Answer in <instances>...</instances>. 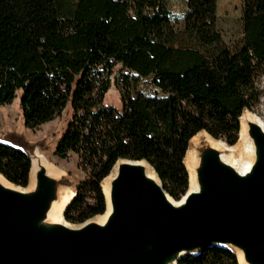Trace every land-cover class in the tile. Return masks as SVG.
<instances>
[{
  "label": "trees",
  "instance_id": "obj_1",
  "mask_svg": "<svg viewBox=\"0 0 264 264\" xmlns=\"http://www.w3.org/2000/svg\"><path fill=\"white\" fill-rule=\"evenodd\" d=\"M165 1L0 0V109L19 99L29 130L70 112L54 155L75 154L87 180L74 191L66 222L82 225L105 213L101 186L119 160L145 161L179 201L188 190L189 141L206 132L232 147L240 117L259 103L264 0H241V44L224 76L207 85L197 76L205 62L201 51L152 39L153 30L171 31ZM216 1L186 0L183 30L202 49L221 41ZM139 78L149 80L155 95L132 92L130 82ZM117 79L115 107L105 98ZM30 168L20 150L0 143L4 179L25 188ZM178 264L238 263L229 250L212 248Z\"/></svg>",
  "mask_w": 264,
  "mask_h": 264
},
{
  "label": "water",
  "instance_id": "obj_2",
  "mask_svg": "<svg viewBox=\"0 0 264 264\" xmlns=\"http://www.w3.org/2000/svg\"><path fill=\"white\" fill-rule=\"evenodd\" d=\"M246 126L253 162L243 176L222 162L218 150L189 141L197 190L187 188L180 201L169 197L152 169L159 183L148 178L139 165L145 161L119 160L103 224L94 218L78 227L47 221L60 189H67L42 165L28 191L0 175L11 186L0 184V264H178L212 248L234 256L236 250L245 264H264V131ZM4 143L28 159L36 151Z\"/></svg>",
  "mask_w": 264,
  "mask_h": 264
},
{
  "label": "rangeland",
  "instance_id": "obj_3",
  "mask_svg": "<svg viewBox=\"0 0 264 264\" xmlns=\"http://www.w3.org/2000/svg\"><path fill=\"white\" fill-rule=\"evenodd\" d=\"M216 5L217 29L221 36V41L213 48L202 49L194 36L184 32L183 18L187 11L186 0H166L165 7L169 12L171 31L165 34L160 30H153L151 35L152 39H155L167 48H190L201 51L205 56V62L197 70V76L204 85L209 84V80L215 78V76H224L229 67L228 63L230 57L239 48L243 37L241 0H217ZM124 73L126 74L127 72ZM131 77L135 76L131 75ZM111 84V89L105 98L106 103L118 107L120 99L116 86H121L120 79H117L116 85L113 81H111ZM130 84L132 92L141 93L148 97L155 95V90L147 79L139 78L137 80H132ZM256 86L261 97L258 105L252 112H249L255 115L264 125V78L261 77ZM18 101L19 99H15L11 105L4 106L0 109V142H6L32 151L34 149L40 151L47 158L49 166L61 175L63 187L67 189L68 192L75 193L74 191L87 180V176L79 167L80 161L78 157L70 153L64 160H61L54 155L56 142L61 137L70 119L69 110H65L60 118H56L48 124L29 130L24 127L22 117L20 116ZM201 134H203V132H201L200 135ZM218 141L229 148H233L236 157H241L243 144L240 142L239 135L237 136L236 143L232 145V147L227 145L226 142L221 140ZM85 202L88 206L93 205L92 199H86ZM62 222L70 227L79 226L66 222L64 214L62 215Z\"/></svg>",
  "mask_w": 264,
  "mask_h": 264
},
{
  "label": "bare ground",
  "instance_id": "obj_4",
  "mask_svg": "<svg viewBox=\"0 0 264 264\" xmlns=\"http://www.w3.org/2000/svg\"><path fill=\"white\" fill-rule=\"evenodd\" d=\"M248 122L254 123L257 126H259L263 131H264V125L260 122V120L253 114H251L249 111H246L241 118L239 119V139L240 142L243 144V152L241 157H236L235 155V150L233 148L227 147L225 144L222 142H213L210 140V138L205 134H199L195 137H193L190 140V143L192 146H202L203 144L210 145L214 150H218L220 152V157L221 160L224 164L230 166L232 169H234L236 172H238L240 175H245L248 173V170L250 166L252 165L253 162V146L251 142L248 140L247 137V126L246 124ZM29 159L31 162V173H30V180L28 183L27 188L25 189L26 191L31 190L34 187V173L35 170L37 169L38 165H42L45 167L47 171V175L49 177H53L56 179L61 178V175H59L55 169H53L51 166H49L47 162V158L38 150L34 151V153H29ZM192 152L191 149L187 151V154L185 156V169L187 173L189 174V182H188V189L190 192L196 191L197 188L195 187V174L193 173V167H192ZM140 166H143L145 174L150 178L152 181H154L156 184L159 183L157 176L153 173L149 165H147L145 162H141L139 164ZM115 170L116 167L111 171V174L109 178H107L101 186V189L104 193L107 206H108V200H109V191H108V186L111 181V179L115 176ZM0 184H2L4 187H9L11 186L4 181L3 178L0 177ZM61 192V200L57 204L52 205V209L50 213L48 214L47 221L49 222H56L62 224V214L66 208L67 203L72 199L73 193L68 192L67 190L65 191L64 189H60ZM110 213V206H108L107 211L104 215L97 216L93 221L97 224H103L108 217ZM236 255V260L238 264H245L243 263V257L240 252L234 251Z\"/></svg>",
  "mask_w": 264,
  "mask_h": 264
}]
</instances>
